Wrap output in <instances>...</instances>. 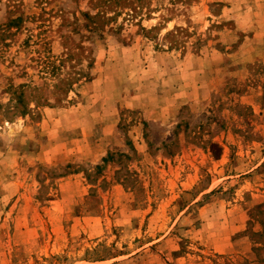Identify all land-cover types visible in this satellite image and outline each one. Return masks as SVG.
Returning <instances> with one entry per match:
<instances>
[{
    "label": "rangeland",
    "instance_id": "rangeland-1",
    "mask_svg": "<svg viewBox=\"0 0 264 264\" xmlns=\"http://www.w3.org/2000/svg\"><path fill=\"white\" fill-rule=\"evenodd\" d=\"M0 264H264V0H0Z\"/></svg>",
    "mask_w": 264,
    "mask_h": 264
},
{
    "label": "trees",
    "instance_id": "trees-1",
    "mask_svg": "<svg viewBox=\"0 0 264 264\" xmlns=\"http://www.w3.org/2000/svg\"><path fill=\"white\" fill-rule=\"evenodd\" d=\"M174 142H175V139L174 140H170L169 142H165L164 144H165V146H168V145H170L171 143H174ZM110 157H111V153L108 154V156L103 157V161H105V162L108 161L110 159ZM97 168L98 169H102L103 166L101 164H98Z\"/></svg>",
    "mask_w": 264,
    "mask_h": 264
}]
</instances>
